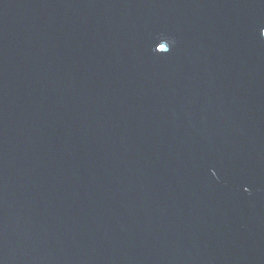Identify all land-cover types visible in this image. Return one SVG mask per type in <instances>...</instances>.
<instances>
[{"label":"water","instance_id":"95a60500","mask_svg":"<svg viewBox=\"0 0 264 264\" xmlns=\"http://www.w3.org/2000/svg\"><path fill=\"white\" fill-rule=\"evenodd\" d=\"M0 264H264V0H0Z\"/></svg>","mask_w":264,"mask_h":264}]
</instances>
